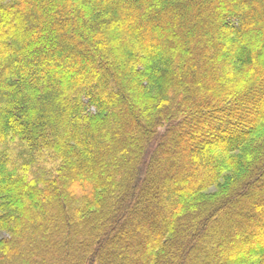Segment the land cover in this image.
Wrapping results in <instances>:
<instances>
[{
  "label": "trees",
  "instance_id": "trees-1",
  "mask_svg": "<svg viewBox=\"0 0 264 264\" xmlns=\"http://www.w3.org/2000/svg\"><path fill=\"white\" fill-rule=\"evenodd\" d=\"M0 232V264H264V0H0Z\"/></svg>",
  "mask_w": 264,
  "mask_h": 264
},
{
  "label": "rangeland",
  "instance_id": "rangeland-1",
  "mask_svg": "<svg viewBox=\"0 0 264 264\" xmlns=\"http://www.w3.org/2000/svg\"><path fill=\"white\" fill-rule=\"evenodd\" d=\"M211 189H213V188H211ZM3 234H4V233L0 232V237H2V236H3Z\"/></svg>",
  "mask_w": 264,
  "mask_h": 264
}]
</instances>
